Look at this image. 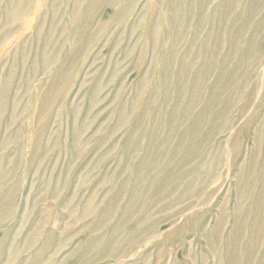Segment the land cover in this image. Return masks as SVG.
Instances as JSON below:
<instances>
[{"label":"rangeland","instance_id":"1","mask_svg":"<svg viewBox=\"0 0 264 264\" xmlns=\"http://www.w3.org/2000/svg\"><path fill=\"white\" fill-rule=\"evenodd\" d=\"M0 264H264V0H0Z\"/></svg>","mask_w":264,"mask_h":264}]
</instances>
